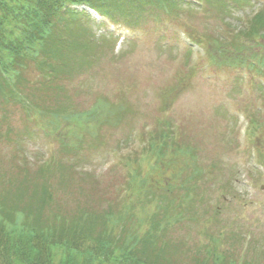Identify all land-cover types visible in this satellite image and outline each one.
<instances>
[{"label": "rangeland", "instance_id": "374dc122", "mask_svg": "<svg viewBox=\"0 0 264 264\" xmlns=\"http://www.w3.org/2000/svg\"><path fill=\"white\" fill-rule=\"evenodd\" d=\"M74 9L60 91L30 63L20 99H0V193L10 202L23 186L36 204L44 186L41 227L110 214L129 235L159 221L172 264L205 247L264 264V36L246 34L264 0Z\"/></svg>", "mask_w": 264, "mask_h": 264}, {"label": "trees", "instance_id": "16d2710c", "mask_svg": "<svg viewBox=\"0 0 264 264\" xmlns=\"http://www.w3.org/2000/svg\"><path fill=\"white\" fill-rule=\"evenodd\" d=\"M107 2L108 0H0V99L4 102L12 97L20 99L21 90L18 87L27 82L21 73L30 63L42 74V89L60 91V85L53 80L71 65L72 60L67 52L75 50V45L69 39V31L76 34L74 25L78 23L77 17L81 14L74 7L88 5L105 14ZM61 27L68 30L67 36H62ZM78 28H81L80 24L76 27ZM247 30L249 37L264 36V10L254 14ZM75 37H78L77 34ZM50 81L52 82L47 84ZM24 98L21 97V101ZM55 109L57 111L54 113L61 118L62 109ZM157 135L156 138H150L152 148L159 138ZM168 138L170 140L168 136L167 142ZM41 170L42 168L39 171ZM20 187L16 190L18 197H13L10 202L4 193H0V264L173 263L169 255L178 251V246H168L165 242L158 245L161 235H156L155 231L158 230V234L165 231L159 221H153L149 230L143 234L130 232L129 235L124 231L125 227L119 224L121 215L116 217L98 214L94 218L92 214L84 213L78 216L81 223L74 217L67 230L61 225L55 227L60 222L54 221L52 217L51 221L47 220L45 226L41 227L42 210L51 199L50 193L42 186V193L36 204L27 201L22 203L26 196L24 189ZM28 197L32 199V194ZM155 216L156 214L153 218ZM216 254L213 247L200 248L192 253L189 264H230ZM241 264L247 263L244 260Z\"/></svg>", "mask_w": 264, "mask_h": 264}]
</instances>
